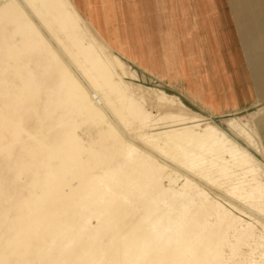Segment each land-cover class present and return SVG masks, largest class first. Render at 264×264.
I'll list each match as a JSON object with an SVG mask.
<instances>
[{
  "label": "rangeland",
  "instance_id": "rangeland-1",
  "mask_svg": "<svg viewBox=\"0 0 264 264\" xmlns=\"http://www.w3.org/2000/svg\"><path fill=\"white\" fill-rule=\"evenodd\" d=\"M100 37L0 0V264H264V100L206 113Z\"/></svg>",
  "mask_w": 264,
  "mask_h": 264
},
{
  "label": "crops",
  "instance_id": "crops-1",
  "mask_svg": "<svg viewBox=\"0 0 264 264\" xmlns=\"http://www.w3.org/2000/svg\"><path fill=\"white\" fill-rule=\"evenodd\" d=\"M74 3L109 47L139 63L136 52L149 50L152 61L143 65L153 73L142 69L162 72L169 79L161 80L191 105L224 116L264 100V0H119L130 10L134 48L98 2Z\"/></svg>",
  "mask_w": 264,
  "mask_h": 264
}]
</instances>
